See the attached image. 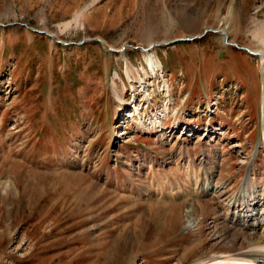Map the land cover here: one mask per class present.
I'll return each instance as SVG.
<instances>
[{"label":"rangeland","instance_id":"374dc122","mask_svg":"<svg viewBox=\"0 0 264 264\" xmlns=\"http://www.w3.org/2000/svg\"><path fill=\"white\" fill-rule=\"evenodd\" d=\"M260 53L264 0H0V264L246 259Z\"/></svg>","mask_w":264,"mask_h":264},{"label":"bare ground","instance_id":"6f19581e","mask_svg":"<svg viewBox=\"0 0 264 264\" xmlns=\"http://www.w3.org/2000/svg\"><path fill=\"white\" fill-rule=\"evenodd\" d=\"M226 38H228L227 35H226ZM260 54L262 56L264 55L263 53H260ZM210 177H212V176H210ZM209 178H207V179H209ZM207 185L208 186L204 187V189H203L206 194H208L211 191V188H213L215 186V185L209 186L208 181H207ZM244 192H245V195H243L240 198H236L233 200L232 205L237 210L233 212L232 216L230 217V220L232 222H234L235 224L242 225L244 228H246L248 230L256 229V227L260 226V224L263 226L264 225V201L262 202V200L253 196L250 191H248V192L244 191ZM241 194H243V193H241ZM260 207H261V209H259ZM195 211H196V209L194 206L189 207L188 210L186 211V212H188V216H187V220H186V227L187 228L191 227L196 222H198ZM253 231H255V230H253ZM254 244L257 245V247H258L257 250L248 251V252L244 253L243 256H247V257H246V259L242 258L241 259L242 261L239 264H264V236H261V237L255 236ZM222 262L225 264V262H227V260L225 258L218 259V260L212 262L211 264H218V263L222 264ZM229 262H230V259H229Z\"/></svg>","mask_w":264,"mask_h":264}]
</instances>
